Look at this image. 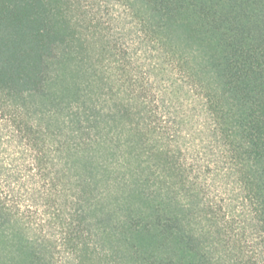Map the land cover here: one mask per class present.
Here are the masks:
<instances>
[{"label": "trees", "instance_id": "1", "mask_svg": "<svg viewBox=\"0 0 264 264\" xmlns=\"http://www.w3.org/2000/svg\"><path fill=\"white\" fill-rule=\"evenodd\" d=\"M100 237L264 264V0H0V264H99Z\"/></svg>", "mask_w": 264, "mask_h": 264}, {"label": "rangeland", "instance_id": "2", "mask_svg": "<svg viewBox=\"0 0 264 264\" xmlns=\"http://www.w3.org/2000/svg\"><path fill=\"white\" fill-rule=\"evenodd\" d=\"M65 54L60 52L58 54V57L52 61V59L49 62L48 66V93H52V83L57 84L59 81H62V78L66 79L69 78V68L68 64H66L64 60ZM64 60V62H63ZM71 63H69L70 65ZM73 111L70 109H67L63 112V116L70 115ZM27 210V209H26ZM26 214L28 215L27 222L33 223L36 222V219H39L40 216L37 214L36 210L33 208H30L27 210ZM99 240V241H98ZM108 238L104 239L103 237L97 238V241L100 242V244L105 247L100 248V253L104 255H108V260H104V262H99V264H131V261L128 258H124L122 256V252L119 248L118 243L116 244L117 240L114 239L112 241L113 245H109L107 242ZM115 244V245H114ZM101 255V256H102Z\"/></svg>", "mask_w": 264, "mask_h": 264}]
</instances>
